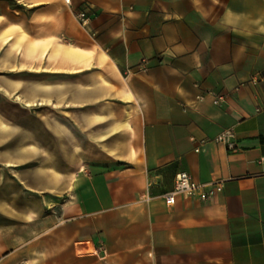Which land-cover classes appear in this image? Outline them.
Wrapping results in <instances>:
<instances>
[{
    "label": "crops",
    "instance_id": "obj_1",
    "mask_svg": "<svg viewBox=\"0 0 264 264\" xmlns=\"http://www.w3.org/2000/svg\"><path fill=\"white\" fill-rule=\"evenodd\" d=\"M68 1L0 0V264H264V0Z\"/></svg>",
    "mask_w": 264,
    "mask_h": 264
},
{
    "label": "built area",
    "instance_id": "obj_2",
    "mask_svg": "<svg viewBox=\"0 0 264 264\" xmlns=\"http://www.w3.org/2000/svg\"><path fill=\"white\" fill-rule=\"evenodd\" d=\"M69 1L66 0V3ZM78 20L82 26H84L88 19L84 14L78 15ZM224 102L223 96H218L213 100L214 105H220ZM233 138L231 130L221 132L215 139L217 143L228 145L229 141ZM223 188V181H213L207 184H200L195 182L187 173H178L175 176L174 189L172 193L165 195V204L171 206L174 204L175 195H183L185 197L194 199L199 202H207L217 193H220Z\"/></svg>",
    "mask_w": 264,
    "mask_h": 264
},
{
    "label": "rangeland",
    "instance_id": "obj_3",
    "mask_svg": "<svg viewBox=\"0 0 264 264\" xmlns=\"http://www.w3.org/2000/svg\"><path fill=\"white\" fill-rule=\"evenodd\" d=\"M17 113L18 115L19 114L23 115V112L21 111H17ZM26 169H28V167L22 166L18 168L17 170L22 171ZM5 186H6L5 188H8L7 185ZM4 191H6V193L10 192L12 196L15 197L16 204L12 206H0V226L2 227L13 226L14 222H16L17 225H19V219L17 217H19L20 211H23L25 208L28 209V202L26 203L24 201V198H28V190H25V188L23 187V184L17 182L14 188L11 187ZM14 215H16V218L14 217ZM19 229L23 231L24 227L18 226L17 230ZM33 255L36 256L35 253ZM24 259H25V254L22 253L21 255H19L17 259H13L11 261V264H21V263L23 264ZM37 264H40V263H37ZM49 264H55V263L50 262Z\"/></svg>",
    "mask_w": 264,
    "mask_h": 264
}]
</instances>
